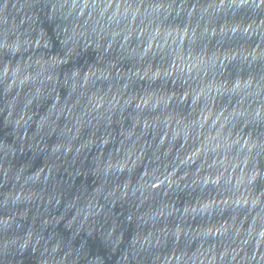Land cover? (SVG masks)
Returning a JSON list of instances; mask_svg holds the SVG:
<instances>
[{"label": "clouds", "instance_id": "9594fccd", "mask_svg": "<svg viewBox=\"0 0 264 264\" xmlns=\"http://www.w3.org/2000/svg\"><path fill=\"white\" fill-rule=\"evenodd\" d=\"M0 264H264V0H0Z\"/></svg>", "mask_w": 264, "mask_h": 264}]
</instances>
